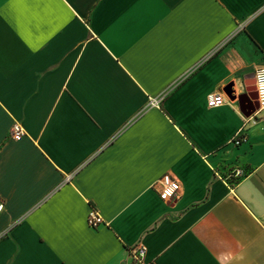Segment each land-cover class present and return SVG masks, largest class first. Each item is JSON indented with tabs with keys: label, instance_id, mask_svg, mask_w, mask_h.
I'll list each match as a JSON object with an SVG mask.
<instances>
[{
	"label": "crops",
	"instance_id": "crops-1",
	"mask_svg": "<svg viewBox=\"0 0 264 264\" xmlns=\"http://www.w3.org/2000/svg\"><path fill=\"white\" fill-rule=\"evenodd\" d=\"M243 50L264 57V0H0V264H129L137 243L147 264H264Z\"/></svg>",
	"mask_w": 264,
	"mask_h": 264
},
{
	"label": "built area",
	"instance_id": "built-area-1",
	"mask_svg": "<svg viewBox=\"0 0 264 264\" xmlns=\"http://www.w3.org/2000/svg\"><path fill=\"white\" fill-rule=\"evenodd\" d=\"M253 89L256 94L257 106H253L252 110H248L249 114L244 115V121L255 122L257 120H264V65L255 67L252 72ZM224 98L219 94L210 93L207 95V101L210 106H218L224 102ZM150 103H154V99L149 100ZM253 102V100H252ZM9 135L13 139H18L24 135V130L19 123L14 122L9 131ZM242 140V136L237 134L232 139L234 144H239ZM239 171H235L237 175ZM156 184L159 186L158 196L162 201L172 200L178 190L179 183L177 180L172 178L169 174H163L157 181ZM3 207V203L0 201V210ZM103 223L102 216L97 212L96 209L90 208L86 215V224L89 227L96 228ZM145 247L141 243H137L128 249L129 264H147L144 260Z\"/></svg>",
	"mask_w": 264,
	"mask_h": 264
},
{
	"label": "rangeland",
	"instance_id": "rangeland-1",
	"mask_svg": "<svg viewBox=\"0 0 264 264\" xmlns=\"http://www.w3.org/2000/svg\"><path fill=\"white\" fill-rule=\"evenodd\" d=\"M234 38H231L229 41L231 43H234L233 41ZM240 58L247 63V73L244 75V76H241L240 77V80H239V87H240V90L244 91V93H247V88L248 86L251 85L250 83V79L246 77L247 74H249L251 72V69L254 66H259V65H264V57L263 55H261L257 50L255 52H251L250 50H243V54L242 56L240 55ZM247 80H248V83H247Z\"/></svg>",
	"mask_w": 264,
	"mask_h": 264
},
{
	"label": "water",
	"instance_id": "water-1",
	"mask_svg": "<svg viewBox=\"0 0 264 264\" xmlns=\"http://www.w3.org/2000/svg\"><path fill=\"white\" fill-rule=\"evenodd\" d=\"M247 77L248 78H251L252 77V73H249L247 75ZM249 81L252 84V80L250 79ZM246 90H247V93H244V94L239 95V99H238L239 106H240V110L242 111V113L244 115H248L249 114L248 111L247 112L245 111V108H248L249 110H252L253 109V106H252L251 101L252 100L254 101V99L256 98V94L253 91V86L252 85L248 86V88ZM244 101H247V103H248L246 106L243 105V102ZM254 105H255V107L257 106L256 101H254Z\"/></svg>",
	"mask_w": 264,
	"mask_h": 264
}]
</instances>
